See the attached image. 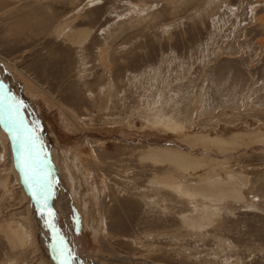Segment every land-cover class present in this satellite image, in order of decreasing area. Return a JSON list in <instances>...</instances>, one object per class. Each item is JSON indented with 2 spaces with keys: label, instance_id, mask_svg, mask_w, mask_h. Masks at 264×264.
Returning <instances> with one entry per match:
<instances>
[{
  "label": "rangeland",
  "instance_id": "1",
  "mask_svg": "<svg viewBox=\"0 0 264 264\" xmlns=\"http://www.w3.org/2000/svg\"><path fill=\"white\" fill-rule=\"evenodd\" d=\"M0 90V264H264V0H0Z\"/></svg>",
  "mask_w": 264,
  "mask_h": 264
},
{
  "label": "bare ground",
  "instance_id": "2",
  "mask_svg": "<svg viewBox=\"0 0 264 264\" xmlns=\"http://www.w3.org/2000/svg\"><path fill=\"white\" fill-rule=\"evenodd\" d=\"M0 95H3V96H6V97H8V95H6V93H4V92H2V90H0ZM12 100V99H11ZM0 103H2V104H5V103H11V101H9V100H7V99H5L4 97H0ZM12 105H13V109H14V105H15V101L13 102V100H12ZM15 116H16V113H15ZM17 119H18V127H17V131L19 130V132H17V134H18V136H19V138L21 139L22 138V142H21V150H22V154H24V147H25V143H27V140H24L23 139V137H22V130H23V128H21V130H20V126H19V123L21 124V122H20V118H19V116L18 117H16ZM15 121V123H16V119L14 120ZM21 136V137H20ZM24 157H25V155H24ZM25 160H26V157H25ZM29 166V165H28ZM23 170V169H22ZM26 172H27V170H24V173L26 174ZM31 192V191H30ZM31 195H32V197H33V199H36L35 200V202H37L38 204H39V206H42V208H44V213L46 214L47 213V216L49 215L48 213L50 212V208H49V206H48V203L47 202H42L41 200H40V197L38 198L37 197V194H36V198L33 196V194H32V192H31ZM48 224L50 225H48L47 224V226L52 230V231H54V233L56 234V236H57V238H56V240H57V242L59 241V239H60V235H59V233L57 232V228H56V226H54V224H52V220H51V217H48ZM55 236V237H56ZM59 243V242H58ZM61 245V244H60ZM63 246H61V248H62ZM60 248V251L62 250ZM64 251V250H63ZM58 254L60 255V258H61V262H62V264H70L69 262H68V260L66 259V256H65V253L63 254V255H61V253L60 252H58Z\"/></svg>",
  "mask_w": 264,
  "mask_h": 264
},
{
  "label": "water",
  "instance_id": "3",
  "mask_svg": "<svg viewBox=\"0 0 264 264\" xmlns=\"http://www.w3.org/2000/svg\"><path fill=\"white\" fill-rule=\"evenodd\" d=\"M6 95H8V94H6ZM13 100V102H14V99H12ZM14 112L16 113V117H18L19 115H18V112H17V109H16V103H15V105H14ZM19 126H20V130H21V128H23V125H21L20 123H19ZM22 137H23V139L24 140H27V134H26V131H25V129L23 128V130H22ZM17 138V137H16ZM17 140V139H16ZM17 147H19V145L17 146ZM18 155H19V157H20V161H21V166H22V174H23V176L26 178V180H27V189H29L31 192H32V194H33V196L36 198V194L38 195V196H40L41 195V193H39V192H36V190H35V188H34V186H33V181H34V175H33V172H32V170L31 169H29L30 168V166H28V163L26 162V160H25V157H24V154H22V150L21 149H19V151H18ZM24 170H27L28 171V175H26L25 173H24ZM44 198V197H43ZM34 200H36V199H34ZM37 201V200H36ZM48 217L49 216H47V213L45 214V220L47 221L48 220ZM48 222V221H47Z\"/></svg>",
  "mask_w": 264,
  "mask_h": 264
}]
</instances>
